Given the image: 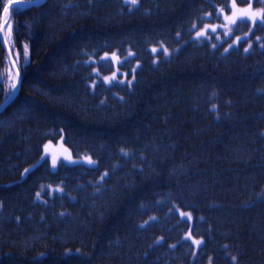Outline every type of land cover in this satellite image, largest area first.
<instances>
[{
  "label": "trees",
  "instance_id": "obj_1",
  "mask_svg": "<svg viewBox=\"0 0 264 264\" xmlns=\"http://www.w3.org/2000/svg\"><path fill=\"white\" fill-rule=\"evenodd\" d=\"M12 1L0 264H264V26L225 51L196 32L226 0H39L6 19ZM113 53L131 85L106 81ZM63 138L96 163L54 169Z\"/></svg>",
  "mask_w": 264,
  "mask_h": 264
},
{
  "label": "snow or ice",
  "instance_id": "obj_2",
  "mask_svg": "<svg viewBox=\"0 0 264 264\" xmlns=\"http://www.w3.org/2000/svg\"><path fill=\"white\" fill-rule=\"evenodd\" d=\"M38 2H39V0H16V3H14L12 5V8L15 11V10H18L19 7L23 6L26 3H28V4H37ZM125 2H130L132 5H136L137 0H125ZM240 2L241 3H247L248 4V7L247 8H243V9L237 8V4L235 3V0H234V2L230 6L227 5V4H225V7H228V10L230 12H232V15L231 16H224V20L227 21L228 24H232V25H236L237 22H238V20H239V22H241V23L251 22V24L253 25V27H256L258 25L259 26H264V8H262V9H260L258 11H252L251 9H252V2H253V0H240ZM254 2L255 3H264V0H254ZM3 11L5 13V18L7 19V13L9 11L8 6H4ZM223 12H224V8H220L215 14L217 16H219ZM209 15H212V13H209ZM193 27L195 28L196 25L194 24ZM218 27H223V28L226 29V31L224 32V35L225 36L230 35L233 32V28L228 27L227 24H222V25H219V26H216V25H205L203 27V29H201L200 31H197L196 32V38H200L202 36H206L209 29H211V32L215 33V32H217V28ZM252 30L253 29L250 28L249 29V33H251ZM249 33H245L244 35L247 36ZM177 35H179V33ZM216 39L219 40L220 39V36L217 35L216 36ZM241 39H242V37H239V36L236 37V40L234 41V43H238ZM256 39L259 40L260 37H257ZM232 46L233 45L230 44L229 45V48H231ZM213 47L215 48L216 45L214 44ZM251 47H252V45L249 44V46L247 48H245L244 51L245 52H249L250 49H251ZM261 47H264V44H262ZM158 51H159V49H157V48H153L152 49V52L153 53H156ZM225 51H228V49H225ZM163 54L164 55H168L169 54L168 53V49L164 48L163 49ZM24 55H25V57L28 56L27 46H25ZM130 55H131V53H130ZM108 58L109 57L107 56V54L105 55V57H102V59H108ZM111 59L112 60H116L120 64L123 63V61H119L118 60V57L116 56L115 53H113ZM137 67H139V65H137ZM135 71H136V69H133L132 70V78L131 79H127L129 73H123L121 75L124 77V79H121V80H118V81H116L117 73L114 72L112 74V78H111V80L109 82L115 81L117 83H126L128 85H131L133 83V81L135 80V75H134ZM11 87H12V89H15L16 88V84H12ZM260 91L261 92H264V89H261ZM11 94L14 95V92L11 93ZM212 107H213V109H215L216 105H213ZM88 162L90 164L91 163H95V161H92L91 159H89ZM55 164H56V161L53 160V166H55ZM24 171H25V173H27L29 171V169H25ZM105 175H107V173H105ZM103 178L104 177L102 176L101 179H103ZM56 190L57 191H60L61 189H56ZM262 195H264V193H262ZM36 196H37V198H40L41 197V193L40 192H37L36 193ZM180 216L182 218H185L186 217L188 220H191L192 219L191 213L181 212L180 213ZM151 219H155V218L153 217ZM145 223H147V221ZM184 238L185 239H192V243L194 245H196L197 247H199L203 243V241L200 240V239H194L192 237V235H191L190 232ZM173 247H174V245H173ZM77 251H79V250H77ZM193 255H195V253H193ZM231 259H232L233 262H236L238 258L236 256H232Z\"/></svg>",
  "mask_w": 264,
  "mask_h": 264
},
{
  "label": "rangeland",
  "instance_id": "obj_3",
  "mask_svg": "<svg viewBox=\"0 0 264 264\" xmlns=\"http://www.w3.org/2000/svg\"><path fill=\"white\" fill-rule=\"evenodd\" d=\"M16 3V0H13L10 4H14ZM235 3L237 4V8L239 9H243V8H247L248 7V4H240L237 0L235 1ZM264 8V3H255L254 0L252 2V11H258L260 9ZM232 15V12L230 11H225V14L224 16H231ZM220 16H223L220 15ZM224 16L220 19H217L213 22H209L207 25H216V26H219V25H222V24H227L228 27H231L233 28V32L232 34L230 35H227L225 36L224 35V32L226 31L225 28L223 27H218L217 28V32L213 33L211 32V29L208 30V33L206 36H202V37H207V38H214L218 43H223L225 41H230V40H233L232 41V45H237L240 41H242L243 39H246L247 37H250L253 33V30L251 33H249V29L252 28L254 29L255 27H253V25L251 24V22H244V23H241L237 22L236 25H232V24H228L227 21L224 20ZM242 26L246 27V30H243L242 29ZM242 29V30H241ZM11 32H12V27L8 28V30L6 31V38L10 39V36H11ZM245 33H249L247 36H245L244 34ZM219 35L220 36V39H216V36ZM242 37V39L238 42V43H234V41L236 40V37ZM201 38V37H200ZM229 49V48H227ZM118 57V60H120L119 56ZM116 70L114 71L115 73H117V76L116 78L118 77V75L120 74H123L124 73V70H122L119 65L120 63H118L116 60ZM113 72V73H114ZM112 73V74H113ZM112 74L109 75L107 78H106V81L109 82L112 78ZM49 146H55L56 147V151L51 153L50 155L52 156L53 160L56 161V164L55 166H53L54 169H56L59 165L61 164H67V165H74V164H79V163H83V164H88V165H94L95 163H89L88 160L91 159L92 161H94L91 157H81V158H78V157H75L71 152L70 150L66 147L65 148V142H64V138L59 140L58 141V144L56 142L54 143H50ZM46 155H49L47 152L45 153Z\"/></svg>",
  "mask_w": 264,
  "mask_h": 264
},
{
  "label": "bare ground",
  "instance_id": "obj_4",
  "mask_svg": "<svg viewBox=\"0 0 264 264\" xmlns=\"http://www.w3.org/2000/svg\"><path fill=\"white\" fill-rule=\"evenodd\" d=\"M235 1H236V0H235ZM237 1H238V0H237ZM233 2H234V0H226L225 3H223V5H222V4H221V5H218V2L210 1V4H212V5H214V6H217V7H218L217 10H218L219 8H222V7H223V8H224V12L221 13L220 15L223 14V16H224L225 11H229V10H228V7H225V4H227V5L230 6ZM238 2H239V1H238ZM239 3H240V2H239ZM240 4L244 5L243 3H240ZM217 10H216L214 13H216ZM223 16H221V18H222ZM222 19H223V18H222ZM247 38H248V37H247ZM247 38H246V39H247ZM241 43H242V45H244L245 47H248L249 44L252 45L254 42H253L252 39H250V40L242 41ZM230 44H232V40H231V41H227V42L225 43V47H226V49L229 48V45H230ZM237 45H238V44H237ZM237 45L232 46V47L229 48L228 50H231L233 47H235V46H237Z\"/></svg>",
  "mask_w": 264,
  "mask_h": 264
},
{
  "label": "water",
  "instance_id": "obj_5",
  "mask_svg": "<svg viewBox=\"0 0 264 264\" xmlns=\"http://www.w3.org/2000/svg\"><path fill=\"white\" fill-rule=\"evenodd\" d=\"M44 1H45V0H42L41 2H44ZM5 28H6V26H3V28H2V37H3V39H4V42H5L6 46H7V48L9 49L8 44H7V42H6V38H5ZM9 54H10V58H11L13 64H14V60H13V58H12V55H11L10 50H9ZM16 72H17V78H18V88H17V91H19V86H20V76H19V74H18V71H16ZM16 93H17V92H16ZM8 102H9V101H8ZM8 102H6V103L2 106V108L0 109V111L6 107V105L8 104Z\"/></svg>",
  "mask_w": 264,
  "mask_h": 264
}]
</instances>
